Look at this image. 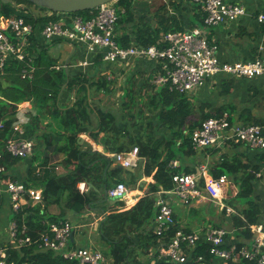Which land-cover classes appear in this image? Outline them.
<instances>
[{
	"label": "trees",
	"instance_id": "16d2710c",
	"mask_svg": "<svg viewBox=\"0 0 264 264\" xmlns=\"http://www.w3.org/2000/svg\"><path fill=\"white\" fill-rule=\"evenodd\" d=\"M19 5L22 7L17 8ZM189 5L199 9L196 3L189 0H166L152 14L150 21L154 23H151L146 17H135L133 0H115L118 15L115 26L116 40L123 47L161 46V34L184 29L180 16H183L181 12L186 14ZM31 7L46 9L28 0H11L8 3L0 0V18L23 15L27 21L37 24L39 28L47 19L34 16L32 11H28ZM94 10L93 8L66 14L89 17ZM198 12L201 13L200 10ZM54 14L56 16L59 12ZM202 22L203 15L200 17V23ZM128 25L132 27L131 32L127 31ZM120 29L121 33H117ZM30 40L32 43L25 50L32 56L29 61L33 66L31 78L21 76L22 69L27 68L28 63L13 57H9L0 68V152L3 155L1 164L5 165L8 173L14 172L9 173V178L22 181L27 186L40 188L42 195L40 202L23 206L17 214L12 215L11 219L17 224L19 236L27 235L33 240L38 239L39 234L47 227L46 221L65 219L66 210L78 214L87 208L92 209L95 202L107 199L106 189L117 182L122 181L134 186L141 177H151L144 195L134 205L122 211L116 210L117 208L111 210L97 226L100 239L108 245L105 255H110V264H130L129 250L134 245L135 234L138 237L144 235L148 245H156L157 236L151 226L157 211V192L173 187L174 173L195 172L194 167L182 165L183 160L192 159L196 153L191 145L192 131L204 119L220 115L224 111L231 115L238 114L239 121L244 124L264 126V118L253 115L249 106L239 109L230 102L213 107L200 98L202 91L180 93L170 89L168 84L153 83L160 70V64L153 60H150L153 64L151 67L147 65L150 62H142L150 67L145 75L137 70L127 79V85L122 92L120 113L116 114L93 103L91 90H100L106 86V81L102 79V83H98L92 73L88 74L89 71H95L99 63L107 66L113 63L102 61L100 55H90L91 65L87 66V71V68L83 70L81 67H74V62L69 60L68 73H65L64 67H52L56 60L49 55L47 43L35 40V37ZM141 77L142 83L137 87ZM217 77L221 82L220 95H228L231 92L234 79H245L247 82L253 80L222 74L215 76ZM209 81L198 89L204 90ZM251 88H248L246 102L256 95ZM62 89L74 93L73 100L70 98L73 103L69 101L66 106L62 104V94H66ZM27 101V108H30L32 113L26 114L28 121L23 125V136L34 141V151L29 157H11L4 150V140L14 135L12 124L16 120L17 109ZM154 126L161 129L159 135L153 132ZM135 128L136 133L133 132ZM80 133L88 134L102 150L80 145ZM36 141H39L46 151L57 155L61 153L67 170L63 173L55 172V165H49L46 153L39 163L35 164L33 158L36 157ZM132 147H137L140 158L136 166L137 174L111 168L114 158L109 153L123 152ZM207 149L209 148L205 150ZM212 149L211 154L219 150ZM258 152L259 160H264V151ZM16 161L27 165V171L22 178L17 177L15 173ZM173 161H178V165H173ZM208 171L213 177L226 174L238 188L236 195L227 200L235 212L226 217L223 210L222 218L212 224L215 227L227 228L226 237H232L236 244L241 246L244 244L243 239L249 240L252 237L250 226L257 223L264 212L253 188L260 164L252 163L243 153L225 152L213 162ZM121 172L129 175L128 181L125 182L120 177ZM81 181L88 186L84 193H80L77 188L78 182ZM4 200V195L0 194V207ZM239 200L244 201L245 205L240 206ZM117 203L122 204L120 200ZM52 204L59 206L58 214L48 213V207ZM172 235L173 231L168 233L166 239ZM6 247L8 264H77L75 260L64 259L58 252L42 250L37 244L22 245L18 248L7 244ZM158 264L166 263L160 261Z\"/></svg>",
	"mask_w": 264,
	"mask_h": 264
},
{
	"label": "built area",
	"instance_id": "2783aa9c",
	"mask_svg": "<svg viewBox=\"0 0 264 264\" xmlns=\"http://www.w3.org/2000/svg\"><path fill=\"white\" fill-rule=\"evenodd\" d=\"M189 1L199 6L203 15L202 25L185 31L176 30L161 34V46H120L115 36L118 18L115 0L98 5L89 17L66 13L55 16L50 10H39L34 16L47 19L39 28L37 24L27 21L23 15L0 18V68L9 57H13L28 63L27 68L22 69L21 76L31 78L33 66L29 61L32 56L25 49L32 43L30 39L35 37V40L39 41L42 38L43 43L64 41L81 44L87 54L100 55L101 60L107 63L122 64L136 57L153 60L160 64V70L154 77L155 83L168 84L170 89L180 93L198 89L206 81L220 74L247 79L263 76L264 56L247 61H222L218 56L217 42L206 37L209 28L237 23L246 15L245 6L239 2L225 0ZM20 7L22 5L17 6ZM254 18L264 26V10L256 13ZM82 63L86 65L88 61L84 60ZM52 67L60 69L64 64ZM28 104L29 101L18 107L16 120L12 124L14 135L4 140V150L11 157H29L34 151V141L23 136V125L28 121L26 114L31 112L27 109ZM190 138L195 152L206 148H219L229 142L242 143L252 150L264 151V126L244 124L227 111L204 119L192 131ZM111 156L116 164L130 168H135L140 159L137 147L112 153ZM2 158L0 152V194L7 195L13 214H17L23 206L40 202L41 189L9 178L5 165L1 164ZM208 168L207 165H201L193 173H174L173 187L157 192V211L153 228V233L157 236L154 246L157 258H154L152 264H158L160 261L166 264H212L214 260L215 264H264V212L261 219L250 226L252 237L249 240L243 239L244 244L241 246H238L232 237H226L228 230L223 226L208 225L202 231H188L177 227L169 199L182 204L207 199L220 212L224 210L226 216L235 212L227 202L236 194L229 177L226 174L213 177ZM77 188L84 193L87 185L80 182ZM128 191L127 185L119 181L106 189L105 194L108 199L118 200L124 199ZM45 223L46 229L39 234L38 239L33 240L27 235L19 236L15 220H10L9 244L15 248L37 244L40 249L58 252L64 259L75 260L77 264H106L104 254L96 248L68 247L74 228L70 221L60 219ZM171 231L173 235L166 239ZM0 264H8L4 250H0Z\"/></svg>",
	"mask_w": 264,
	"mask_h": 264
},
{
	"label": "crops",
	"instance_id": "0c3cea01",
	"mask_svg": "<svg viewBox=\"0 0 264 264\" xmlns=\"http://www.w3.org/2000/svg\"><path fill=\"white\" fill-rule=\"evenodd\" d=\"M166 0H138L134 4V15L135 17H139L142 13H148L150 8L152 6H156L155 3H158V6L165 2ZM225 1H231V2H239L243 4L246 8V15H244L237 23H230V24H224L219 25L214 28L207 29L206 37L208 39H213L218 44V56L222 61H247L252 60L259 56H264V26L262 24H259L255 20V14L258 13L261 10H264V0H225ZM146 4H148V8L146 9ZM155 7V9H156ZM154 9V11H155ZM199 9L197 7H194L193 5H189L187 7L186 14L184 12H181L183 16H180V19L182 20L183 30L179 31H185L191 28H194L196 26H201L200 23V17L202 16V13L199 14ZM170 12L174 13L172 10ZM149 19V18H146ZM116 31V30H115ZM127 31L131 32L132 27L128 25ZM117 33H121V29L117 30ZM41 38V37H40ZM42 41V38L40 39ZM50 47L53 44H58L61 47V44L63 47H67L68 55L66 59L63 61L69 62V60L74 62V67L78 66L81 67L83 70L87 68L88 65H91V61L89 56L92 54H87L85 51V48L81 44H75V43H69L64 41H52L50 43H47ZM88 61L86 65H82L81 61ZM133 60H136L139 64H142L143 61L150 62L147 65H153L151 61L144 57H136ZM153 62V61H152ZM154 63V62H153ZM114 64V63H113ZM118 64V63H116ZM155 65V63H154ZM89 68L85 69L87 71ZM219 78L213 77L208 85L205 87L204 90L201 89H194L193 91H190L189 93H195L198 90L202 91V97L206 102H208L211 106H219L226 103H233L239 102L241 105L244 104V106H249L251 108L252 114L255 116L260 117L256 110V104L258 95L261 93L262 89H264V75L261 77H257L251 81H246L245 79H234L233 80V87L231 89V92L228 95H220V89H221V82L218 80ZM252 87L251 90L256 92L255 97L252 98L251 101L245 103V99L249 93L248 88ZM250 90V91H251ZM198 91V92H199ZM251 91V92H252ZM64 98V93L62 94ZM63 105L66 106L68 103L67 97L64 98L62 101ZM236 105V104H235ZM237 106V105H236ZM238 107V106H237ZM242 107H238L241 109ZM30 110V108H27ZM238 114L234 115L237 119ZM264 118V117H263ZM82 136V137H81ZM79 137V143L82 145L86 144L84 148H92L97 150H102V147L96 144L88 134L83 133ZM91 146V147H90ZM213 150L212 148H209L207 150L198 151L195 153L192 159H186L183 160V167L189 166L194 167L195 171L198 169L201 165H207L208 167H211L213 162L217 161L220 158V155L225 152H239L246 155V157L252 162V163H259L260 164V171L256 174V179L253 181V188H254V195H256L259 198V203L264 208V160H259L260 154H258V151L252 150L249 147L245 146L242 143H236V142H229L228 144H225L222 147H219V150L215 152L214 154H211L210 151ZM113 153V152H112ZM112 153H109L110 155ZM115 153V152H114ZM48 159H50L52 156L50 151H46ZM50 162V161H49ZM24 164V162H22ZM175 163V164H174ZM178 161H173V165H178ZM26 165V164H25ZM116 165L115 162L112 163L111 167ZM18 168V167H17ZM125 170V169H124ZM130 172H136V169L132 168L130 170H127ZM16 175H20V171H15ZM120 177L126 182L129 180V175L126 172H121ZM229 177V176H228ZM150 181L152 180L151 177ZM229 177V182L233 184L234 190H236V193L238 191V188L233 183V181ZM150 181H147L150 182ZM83 182V181H81ZM80 183V182H78ZM137 183V182H136ZM147 183L146 185L141 184H135L134 186L127 185L129 188L128 194L124 199H118L117 201H121L122 204H118L117 201L110 202V199H105L103 202H95L94 207L87 208L84 212L76 213L75 216L77 217L73 222L70 221L68 214L74 213L73 211L69 210L65 211L64 218L70 221L74 228L72 230L71 238L69 239L68 247H82V246H89L86 244V241H89V237L93 236V229L89 230L88 232L83 233V230L86 226L90 225L92 228L95 226H98V223L105 214L109 213L111 210L116 209L119 211L125 210L130 208L132 205H134L137 200L144 195L146 189H147ZM78 185V184H77ZM142 186V187H141ZM36 188L34 186H29ZM40 189V188H36ZM88 190V186L86 191ZM85 191V192H86ZM80 192V191H79ZM81 193V192H80ZM236 195V194H235ZM4 202L2 204H6V207L2 214H0V250L6 251L4 248L7 249V244H9V222L11 220V217L13 215L12 211L10 210L9 205V199L6 194H4ZM169 202L171 203L174 219L177 224V227L182 228L183 230L188 231H202L205 229L208 225L213 226L212 222L219 221L218 216L214 217L215 220H212V217L209 216L207 223H197L195 225H192L188 222V213L185 212V209H189V211H192L193 208H196L199 205H204L205 207L208 206V204L212 203L210 200L207 199H199L191 202L190 204H182L179 203L177 200L169 199ZM215 207V205L213 204ZM2 207V205H1ZM0 207V213L2 208ZM217 208V207H216ZM218 210V209H217ZM60 211V208L56 204H52L48 207V213L49 214H58ZM219 211V210H218ZM220 212V211H219ZM221 213V212H220ZM88 216H94V220L90 223L82 222L83 220H87ZM261 216V215H260ZM227 217V216H226ZM261 217L259 218V220ZM152 228H154V222L152 223ZM153 231V230H152ZM88 233V234H87ZM87 234V235H86ZM78 236V237H77ZM81 238H84L81 240ZM141 238V239H140ZM134 245L130 248V258L129 263L130 264H152V262L155 261V253H154V245L155 244H147L144 238V235L142 237H138L136 234L134 235ZM82 241H85L83 243ZM142 244L146 247H143ZM205 253V251H203ZM104 254V253H103ZM206 254V253H205ZM106 264L111 263V258H109L107 255H105ZM208 257V256H207ZM216 261L214 260L212 264H215Z\"/></svg>",
	"mask_w": 264,
	"mask_h": 264
},
{
	"label": "rangeland",
	"instance_id": "374dc122",
	"mask_svg": "<svg viewBox=\"0 0 264 264\" xmlns=\"http://www.w3.org/2000/svg\"><path fill=\"white\" fill-rule=\"evenodd\" d=\"M138 0H133V4H135ZM155 5H157L158 7V3H155ZM146 9L149 7L148 4H146ZM156 6H152L149 10L148 13H142L140 16L149 18L147 19V21H150V18L152 16V14L154 13V9ZM156 7V8H157ZM30 11H32V14L37 15L39 13V9L31 7V9H29ZM156 10V9H155ZM151 23H154L153 21H150ZM63 45L65 44H61V47L58 44H53L51 45L48 50V53L50 56L53 57V59H55L56 61L53 63L54 65H61L64 64L65 62H63L68 53V49L67 47H63ZM83 61H81L82 63ZM74 64V63H73ZM84 64V63H82ZM150 69L149 66L144 65V64H139L138 62H136V60H128L122 64H112L111 66H107L106 64L103 63H99L97 64L96 70L95 71H89V73L93 74V78L94 80H98V83H102V79H105L106 81V86L102 87L100 90H91L92 93V101L95 105H98L104 109L107 110H111L114 113L118 114L120 113V103H121V98H122V92H123V88L127 85V79L130 77L131 74H133L135 71L140 70V72L144 73V75L147 73V71ZM76 71V70H74ZM143 77H141L138 82H137V87H139L142 83ZM153 83H155L154 79L152 81ZM156 84V83H155ZM64 90V92H66V89H62V91ZM74 93L72 91H68L66 92V94H64V98L67 97L68 102L70 101L71 103H73V98H74ZM72 97V100L70 99ZM247 104V102H245ZM235 104L238 107H242L244 104H240L239 102H235ZM24 108H22L23 110ZM257 114L260 117H264V89H262L261 93L258 95V99H257V104H256V110ZM153 118V117H152ZM134 133H136V128L133 130ZM153 132L155 133V135H159L161 131V129H158L157 126L153 127ZM80 136L82 135V133L79 134ZM82 137V136H81ZM81 145V144H80ZM84 147L86 146V144L84 145V143L82 144ZM91 147V146H90ZM36 157L33 158V156L31 157V159L33 158L34 163L37 164L39 163V161L42 159V156L44 153H46V150L43 149V147H41V143L39 141H36ZM52 156L50 159H48L49 165L51 166L52 164L55 165L54 169L55 172L57 173H63L65 172L67 169L64 165V157L61 153L54 154L51 152ZM35 155V154H34ZM16 164H14L16 170L20 171V175H18L17 177H23L27 171V165H25L26 163H22V161H16ZM18 167V168H17ZM37 168H39V166H37ZM134 169H137L134 168ZM13 172V171H11ZM11 172H9L11 174ZM14 173V172H13ZM147 181H150L149 177H141L139 180H137L136 184H141V185H146L145 183H147ZM239 204L240 206H244L245 202L239 200ZM6 207V204H2V210L1 213H3L4 209ZM85 211V210H84ZM82 211V212H84ZM70 211H68L69 213ZM185 212L188 213V222L191 223L192 225H195L197 223L203 222V223H207L209 216L212 217V220H215L214 217L218 218H222L221 213L217 210L216 207L213 206L212 203L208 204L207 207H205L204 205H199L196 208H193L192 211H189V209H185ZM85 213V212H84ZM74 213H69V219L71 222H73V220H75L77 217L74 215ZM12 220V219H11ZM94 220V216H88L87 220H83L82 222H86V223H90ZM211 221V220H210ZM212 222V221H211ZM93 229V236L89 237V241H86V244H88L89 242V246H91L92 248H96L98 250H100L102 253L105 254V252H107L108 249V245L102 240L100 239L98 232H97V227H91L90 225L86 226L83 230V233L88 232L89 230ZM88 234V233H87ZM86 234V235H87ZM78 237V236H77ZM84 238H81V240H83ZM83 243H85V241H82ZM106 255L110 258V255H108L106 253Z\"/></svg>",
	"mask_w": 264,
	"mask_h": 264
},
{
	"label": "water",
	"instance_id": "95a60500",
	"mask_svg": "<svg viewBox=\"0 0 264 264\" xmlns=\"http://www.w3.org/2000/svg\"><path fill=\"white\" fill-rule=\"evenodd\" d=\"M4 3H8L11 0H2ZM38 7L46 8L54 13H72L77 11L89 10L97 7L98 5L109 2L112 0H28ZM65 73H68L67 61L64 63ZM111 168H120L130 170V167H122L120 164H116ZM110 202L117 201L116 199H110Z\"/></svg>",
	"mask_w": 264,
	"mask_h": 264
}]
</instances>
